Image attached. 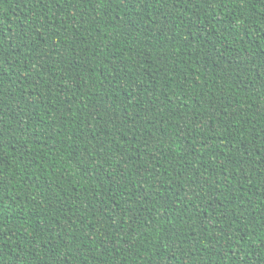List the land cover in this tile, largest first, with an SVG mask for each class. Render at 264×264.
<instances>
[{
	"label": "trees",
	"instance_id": "1",
	"mask_svg": "<svg viewBox=\"0 0 264 264\" xmlns=\"http://www.w3.org/2000/svg\"><path fill=\"white\" fill-rule=\"evenodd\" d=\"M0 264H264V0H0Z\"/></svg>",
	"mask_w": 264,
	"mask_h": 264
},
{
	"label": "snow or ice",
	"instance_id": "2",
	"mask_svg": "<svg viewBox=\"0 0 264 264\" xmlns=\"http://www.w3.org/2000/svg\"><path fill=\"white\" fill-rule=\"evenodd\" d=\"M62 0H55V6L59 7L61 5ZM72 3H75V0H71ZM101 4H106L108 7H111V0H99ZM159 2V0H158ZM119 3L123 5L126 3V0H119ZM2 171V169H0Z\"/></svg>",
	"mask_w": 264,
	"mask_h": 264
}]
</instances>
